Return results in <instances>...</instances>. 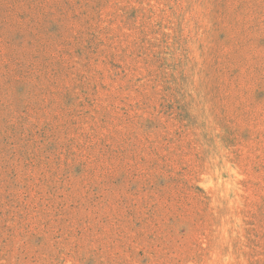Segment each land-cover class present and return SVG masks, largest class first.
I'll return each mask as SVG.
<instances>
[{
	"label": "rangeland",
	"instance_id": "rangeland-1",
	"mask_svg": "<svg viewBox=\"0 0 264 264\" xmlns=\"http://www.w3.org/2000/svg\"><path fill=\"white\" fill-rule=\"evenodd\" d=\"M0 264H264V0H0Z\"/></svg>",
	"mask_w": 264,
	"mask_h": 264
}]
</instances>
